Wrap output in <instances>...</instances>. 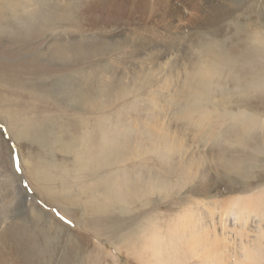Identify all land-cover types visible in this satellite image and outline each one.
<instances>
[{"label": "rangeland", "instance_id": "rangeland-1", "mask_svg": "<svg viewBox=\"0 0 264 264\" xmlns=\"http://www.w3.org/2000/svg\"><path fill=\"white\" fill-rule=\"evenodd\" d=\"M0 26V68L39 57L71 80L0 91V264H198L174 234L178 217L205 195L233 201L241 192L230 186L241 181L209 164L204 181L186 182L149 142L178 135L177 90L209 42L239 55L249 48L264 66V0H0ZM223 78L216 104L264 120L254 104L264 92L241 94L235 78ZM17 95L30 99L29 117L3 104ZM39 117L51 125L44 141L32 130L46 124ZM26 118L30 132L17 143ZM255 144L252 175L264 165V139ZM156 235L160 256L150 247Z\"/></svg>", "mask_w": 264, "mask_h": 264}, {"label": "bare ground", "instance_id": "bare-ground-1", "mask_svg": "<svg viewBox=\"0 0 264 264\" xmlns=\"http://www.w3.org/2000/svg\"><path fill=\"white\" fill-rule=\"evenodd\" d=\"M4 31L6 30L4 29ZM61 33L63 32L60 31L59 34ZM222 44L224 43L219 41L209 42L202 49V53L194 55L191 64L183 74L181 85L179 84L180 87L177 90L179 100L174 105L176 111V120L174 121L178 124L176 125L178 129L176 138H172L174 133L169 132L170 134H168L167 132L171 130L166 128L168 130L166 133L162 132L154 140L150 138L149 144L151 150L159 148L155 147L154 143L162 146L163 149L156 156L170 165V168L177 167L181 178L186 182H190V179L198 174L200 179H205V174H208L206 168L209 164L220 169L226 175L227 182L232 181L233 176L238 177L241 181L239 187H233L232 184L230 186V190L241 192V196L233 201L219 203L214 201L215 199L212 200L214 194L212 196L205 195L197 199L199 202L194 200V208H191V211L186 209L187 213L189 212L188 215L182 213L178 217L174 234L184 242L189 257L196 258L198 264H222L224 262H226L224 264H264V185H262L264 165L259 167L260 169L255 175L250 174V170L257 164V154L260 150L255 144L256 139H264V137H257L259 133L264 135V120L260 119V116H256L257 111L254 112L255 115L244 109L232 111L228 109L232 104L221 105L218 102L219 106L216 104L217 101L213 100L214 89H220L219 84L222 83L220 81L223 76L235 78L236 89L241 94L256 93L259 90L262 95L264 92V66H256L252 63L249 48L246 49L247 52L239 55L235 49H224ZM51 54L48 55L51 56ZM40 61L41 59L37 57L29 63L13 62L1 67L0 91L11 87L19 89L29 81L45 82L55 77H58L55 82L56 86L69 84L70 78L61 76L60 70L55 71V69L47 68ZM55 85L51 84V87ZM15 98L16 100L5 102L3 100V104L11 106V101H13V106V103H16V107L11 106L12 110L16 109L15 118L28 116L30 114L28 96L21 98L17 95ZM254 104L264 107V103L259 97ZM218 107L222 110L218 111ZM171 117L175 119L174 116ZM38 119L43 123L46 122L40 117ZM18 121L27 122L17 130L19 134H15L9 128L14 133V141L20 143L23 133L30 132L28 123L33 122L30 118ZM47 129L51 130V125L46 122L41 127H35L32 130H34L36 139L44 141L43 138L46 139L50 134ZM186 131L190 132L194 147L187 141L186 143L189 145L185 146L179 139V137H185ZM171 134L172 137H170ZM107 141L110 142L111 139H107ZM203 167L204 169L200 170ZM217 175L219 176V174ZM245 185L249 188H251L250 186L256 188H251L252 192L244 191ZM252 226H256V228L252 230ZM158 240L159 236L156 235V238L150 242L151 249L155 250L154 256H160L161 251L154 249V243ZM222 259L224 262L221 263Z\"/></svg>", "mask_w": 264, "mask_h": 264}, {"label": "snow or ice", "instance_id": "snow-or-ice-1", "mask_svg": "<svg viewBox=\"0 0 264 264\" xmlns=\"http://www.w3.org/2000/svg\"><path fill=\"white\" fill-rule=\"evenodd\" d=\"M61 219H63V217H61Z\"/></svg>", "mask_w": 264, "mask_h": 264}]
</instances>
